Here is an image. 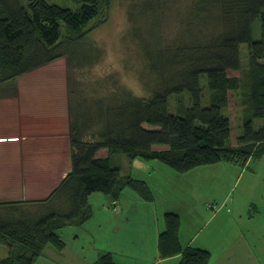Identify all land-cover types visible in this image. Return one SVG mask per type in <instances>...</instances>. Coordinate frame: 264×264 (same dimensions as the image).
Instances as JSON below:
<instances>
[{
	"label": "trees",
	"instance_id": "trees-1",
	"mask_svg": "<svg viewBox=\"0 0 264 264\" xmlns=\"http://www.w3.org/2000/svg\"><path fill=\"white\" fill-rule=\"evenodd\" d=\"M70 1L74 7L0 0V84L64 58L71 146L70 172L47 198L0 202V246L7 248L0 264H35L48 245L62 250L66 242L58 231L91 217L92 192L117 201L129 188L151 201L146 182L123 175L111 154L158 160L177 172L222 160L243 166L264 154V0H188L172 38L162 33V14L169 1L178 0H137L130 14L138 23L133 29L143 61L142 95L119 83L87 87L72 78L100 58L91 22L106 18L111 0ZM257 19L261 36L254 39ZM231 90L245 113L236 145L230 144L232 125L224 112ZM255 118L263 119L259 129ZM102 149L108 156L98 155ZM164 222L161 258L178 254L179 264L209 263V250L182 243L178 213L165 212ZM92 264L116 263L105 251Z\"/></svg>",
	"mask_w": 264,
	"mask_h": 264
},
{
	"label": "rangeland",
	"instance_id": "rangeland-1",
	"mask_svg": "<svg viewBox=\"0 0 264 264\" xmlns=\"http://www.w3.org/2000/svg\"><path fill=\"white\" fill-rule=\"evenodd\" d=\"M60 5L75 6L70 0H49ZM137 0H111L106 18L93 20L90 37L100 51L98 61L88 69L73 71L87 87L112 85L119 83L134 93L146 94L138 71L143 69L138 39L133 29L136 24L130 11ZM188 0L169 1L162 14V33L164 37H173L177 30L178 15L186 8ZM105 15V13H103ZM150 19V18H149ZM151 23V19L149 20ZM254 39L261 36V21L252 24ZM241 61L246 63V44L240 46ZM67 62L61 58L44 65L30 78L56 81L67 79ZM239 71H229V75L238 76ZM205 84V78H201ZM16 87V86H15ZM230 100L225 114L230 118L232 132L230 144H237V136L242 131L245 113L239 106L238 92L229 91ZM173 96L171 101L174 102ZM174 109V106L173 108ZM254 128L263 125L262 118L253 120ZM148 163H161L154 159H143ZM114 160L120 164L122 172L131 170L135 176H144L139 168L130 167V161L124 154H115ZM148 161V162H147ZM164 165L165 181L158 183L152 191L156 205L180 213L179 235L183 244L192 240L194 245L207 246L211 252L208 264H264V154L260 159H250L247 164L239 165L229 161L201 164L184 172H177ZM144 178V177H143ZM100 195L103 192L95 191ZM164 214L160 216V229L165 226ZM132 222H136L133 217ZM147 219H142L145 224ZM7 248L0 246V256H6ZM178 255V254H177ZM175 256V255H173ZM166 257L164 259L171 258ZM165 264H170L166 261Z\"/></svg>",
	"mask_w": 264,
	"mask_h": 264
},
{
	"label": "crops",
	"instance_id": "crops-1",
	"mask_svg": "<svg viewBox=\"0 0 264 264\" xmlns=\"http://www.w3.org/2000/svg\"><path fill=\"white\" fill-rule=\"evenodd\" d=\"M35 71L0 84V202L45 199L70 172L67 79L38 82L29 77ZM98 155L108 156V152L102 149ZM114 156L110 155L112 165L137 179L131 170L122 172ZM149 163L150 170L148 163L135 158L130 167L145 173L138 179L153 191L165 181L168 169L162 163ZM89 204L92 215L84 224L58 231L66 246L62 250L46 246L35 264H92L105 251L116 264L180 263L181 255L164 259L158 252L160 216L180 213L157 206L155 196L151 202L125 188L117 201L92 192ZM184 245L210 251L192 240Z\"/></svg>",
	"mask_w": 264,
	"mask_h": 264
}]
</instances>
